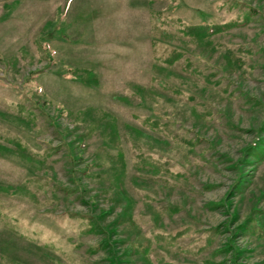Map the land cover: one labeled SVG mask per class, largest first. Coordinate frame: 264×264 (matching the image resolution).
Returning <instances> with one entry per match:
<instances>
[{
  "label": "rangeland",
  "instance_id": "rangeland-1",
  "mask_svg": "<svg viewBox=\"0 0 264 264\" xmlns=\"http://www.w3.org/2000/svg\"><path fill=\"white\" fill-rule=\"evenodd\" d=\"M0 264H264V0H0Z\"/></svg>",
  "mask_w": 264,
  "mask_h": 264
}]
</instances>
